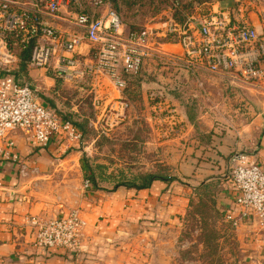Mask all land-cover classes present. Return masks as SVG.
<instances>
[{
  "label": "rangeland",
  "instance_id": "obj_1",
  "mask_svg": "<svg viewBox=\"0 0 264 264\" xmlns=\"http://www.w3.org/2000/svg\"><path fill=\"white\" fill-rule=\"evenodd\" d=\"M93 2L82 0V9L99 16ZM198 4L196 0H180L176 7L172 0H136L121 4L118 11L128 28L148 29L155 42L163 43L177 40L175 12L191 13ZM49 22L60 29L79 30L63 21L51 22L49 18ZM10 40L12 52L18 55L17 38ZM168 48L178 51L174 46ZM139 76V86L129 83L125 93L131 103L127 117L114 127L103 114L118 94L105 78L62 81L59 87L47 85L41 77L36 82L27 80L44 101L55 103L60 117L77 124L87 122L81 128L83 140L75 150L52 155V167L41 174L35 186L36 198L51 209L60 202H75L91 195L93 182L85 171L84 155L93 166L106 164L108 173L123 171L132 176L162 172L179 178L177 183L183 186L194 183L192 175L198 169L208 171L213 165L216 171L220 167L221 172L206 178H212L209 188L202 183L195 187L197 191L191 188L188 207L179 223L161 231L150 254L156 264H242V243L237 229L226 220L220 198L225 190L222 184L231 178L232 166L226 159L231 160L235 154H257L264 130L263 86L229 75L187 70L178 59L157 56L147 60ZM95 83L99 84L96 88ZM95 100L100 103L95 104ZM190 115L197 125L190 121ZM239 129L242 136L237 138L244 142L240 150L234 149L233 139ZM177 134L180 138L174 139ZM228 134L233 138L226 141ZM199 142L211 149H198ZM193 160H200L202 167ZM97 178L102 188L97 191L112 190L110 182ZM82 259L88 257L80 252L74 257L77 262Z\"/></svg>",
  "mask_w": 264,
  "mask_h": 264
},
{
  "label": "built area",
  "instance_id": "obj_2",
  "mask_svg": "<svg viewBox=\"0 0 264 264\" xmlns=\"http://www.w3.org/2000/svg\"><path fill=\"white\" fill-rule=\"evenodd\" d=\"M81 1L0 0V186L1 163L10 158L5 144L11 132L25 131L40 147L53 141L80 143L83 138L82 129L44 104L31 83L16 78L13 71L19 58L9 45L12 37L37 39L28 66L52 68L48 73L62 81L107 79L118 94L103 114L112 127L129 112L128 80L141 73L153 56L178 59L187 70L229 75L264 88V0L200 3L184 14L183 22L174 21L177 40L163 43L155 42L148 29L128 28L111 0H94L99 16L83 10ZM172 2L180 5V0ZM49 18L79 30L57 28ZM86 44L90 49L85 53ZM172 46L178 51L168 48ZM231 162L227 188L234 194V207L225 211L226 220L236 229L245 223H264V166L255 155L235 154ZM34 223L36 248L80 252L86 221L79 211Z\"/></svg>",
  "mask_w": 264,
  "mask_h": 264
},
{
  "label": "crops",
  "instance_id": "obj_3",
  "mask_svg": "<svg viewBox=\"0 0 264 264\" xmlns=\"http://www.w3.org/2000/svg\"><path fill=\"white\" fill-rule=\"evenodd\" d=\"M253 20L260 28L257 19L253 17ZM89 49V44L83 48L85 53ZM28 71L30 81L36 82L41 77L39 79L47 85L57 87V81L45 69L28 66ZM98 85L95 83L94 87ZM41 100L59 112L54 102L48 104ZM237 132V136L233 138L228 134L225 140L233 138L234 149L240 150L244 142L237 138L238 135L242 136V131L239 129ZM179 135H175L174 139L180 138ZM78 144L53 141L47 147H40L23 130H15L8 135L5 151L10 158L1 163L0 264H156L150 254L154 241L165 227L179 223L180 215L188 207L191 188L208 182L210 179L206 178L216 175V171L221 172L220 167L215 171L211 165L208 171L198 169L192 175L194 183L189 182L185 186L177 182L167 184L156 181L143 190L120 188L115 191H93L80 200L63 201L50 209L47 203L36 198L35 186L43 176L41 174H46L44 172L52 167V155L61 156L65 151H73ZM196 147L211 149L201 142ZM256 153V158L264 166V130ZM226 161H229V166L232 164L229 158ZM192 163L200 168L203 165L200 160H193ZM228 184L229 181L222 184L225 190L220 199L224 212L234 207V194L227 188ZM73 210L79 211L86 221L80 253L88 259L77 262L75 255L66 250L43 251L36 248L37 225L34 222L53 216H66ZM235 214L238 215L239 211L236 210ZM237 233L244 251L242 264H264V223L242 224L237 228Z\"/></svg>",
  "mask_w": 264,
  "mask_h": 264
},
{
  "label": "trees",
  "instance_id": "obj_4",
  "mask_svg": "<svg viewBox=\"0 0 264 264\" xmlns=\"http://www.w3.org/2000/svg\"><path fill=\"white\" fill-rule=\"evenodd\" d=\"M196 1H198V3H203V2L210 1V0H196ZM111 2H112L114 9L119 13L118 9H119V6L121 4L134 3V2H136V0H111ZM85 11L89 12V10H85ZM183 16H184V12L181 14V11L179 12L177 10V12H175V14H174V19L177 22L181 23L184 21ZM130 29L131 30H139V28H130ZM12 38H15V37H12ZM16 42H17V45L20 49V52L18 53L19 66H18V69L14 72V74H15L17 79H19L20 77H24L26 79L24 81H27V80L29 81L30 76H29V71H28V63L31 59L33 48L37 43V39L33 38L29 41H21L20 39H17ZM9 45L12 48L13 40L9 41ZM50 75L57 81L56 85H57V87H59L62 80L59 78H56L54 76V74H52V73H50ZM139 75H140V73L137 75L131 76L130 79L128 80V84L134 83V84H138V86H139V83H140V80H139L140 76ZM127 89H128V87H127ZM127 89L125 90V93L128 92ZM62 118L72 121L70 118H67V117H62ZM189 119L194 125H197V122H196L195 118H193V116L190 115ZM72 122L79 128H83V127L87 126L86 121H84L82 123H78V124L74 121H72ZM82 140H83V138H82ZM82 160H83V163L85 165V171L91 177V180L93 182V186H92L93 191H97L99 189H102L99 187V184L97 182V179H98L97 177H99V179L101 181L110 182L113 185V187H112L113 191L118 190L120 188L135 189V190L148 189L156 181H163L167 184H172L173 182H177V181L179 182V178H177L175 176L168 175V174H164L162 172H155V173L144 172L141 174H133L132 176L127 175L123 171H120L117 174L108 173L107 172L108 166H106V164H96L95 166H93L92 164L88 163L89 159L86 158L85 155L82 158ZM209 181L203 182L202 187L209 188L211 186V185H208ZM227 182L228 181H226L225 184H227ZM195 190L197 191V190H199V188L197 187V188H195Z\"/></svg>",
  "mask_w": 264,
  "mask_h": 264
}]
</instances>
